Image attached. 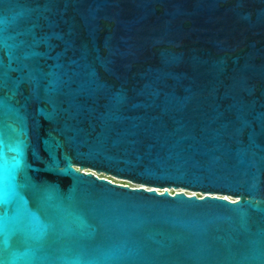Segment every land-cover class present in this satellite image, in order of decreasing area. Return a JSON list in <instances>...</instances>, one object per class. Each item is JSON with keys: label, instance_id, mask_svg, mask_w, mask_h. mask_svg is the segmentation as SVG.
<instances>
[{"label": "water", "instance_id": "1", "mask_svg": "<svg viewBox=\"0 0 264 264\" xmlns=\"http://www.w3.org/2000/svg\"><path fill=\"white\" fill-rule=\"evenodd\" d=\"M0 264H264V0H0Z\"/></svg>", "mask_w": 264, "mask_h": 264}, {"label": "rangeland", "instance_id": "2", "mask_svg": "<svg viewBox=\"0 0 264 264\" xmlns=\"http://www.w3.org/2000/svg\"><path fill=\"white\" fill-rule=\"evenodd\" d=\"M108 177L112 178L113 180H115V181H117V182H120V183H123V184H129V185H131V186H134L133 184L129 183V182H128L127 180H125V179L116 178V177H113V176H108ZM167 189H168V188H167ZM168 190L173 191V192L176 191V190H174V189H168ZM183 191H184V192L187 191V192H189L190 194H201V193H199V192H195V191H189V190H183Z\"/></svg>", "mask_w": 264, "mask_h": 264}, {"label": "built area", "instance_id": "3", "mask_svg": "<svg viewBox=\"0 0 264 264\" xmlns=\"http://www.w3.org/2000/svg\"><path fill=\"white\" fill-rule=\"evenodd\" d=\"M102 176V175H101ZM107 178H109L110 180H113L112 178H110V177H107ZM113 181H115V180H113ZM157 191H159V192H161L163 189H156ZM169 192L171 193V194H173L174 192L173 191H170L169 190ZM185 193L186 194H188V195H190V193L189 192H187V191H185ZM196 195H198V196H202L203 194H196ZM225 197H227V198H229V199H231V197H228V196H225Z\"/></svg>", "mask_w": 264, "mask_h": 264}, {"label": "trees", "instance_id": "4", "mask_svg": "<svg viewBox=\"0 0 264 264\" xmlns=\"http://www.w3.org/2000/svg\"><path fill=\"white\" fill-rule=\"evenodd\" d=\"M103 176V175H102Z\"/></svg>", "mask_w": 264, "mask_h": 264}]
</instances>
